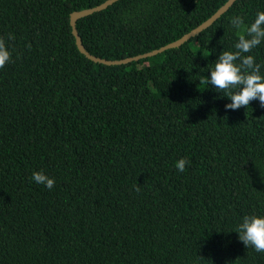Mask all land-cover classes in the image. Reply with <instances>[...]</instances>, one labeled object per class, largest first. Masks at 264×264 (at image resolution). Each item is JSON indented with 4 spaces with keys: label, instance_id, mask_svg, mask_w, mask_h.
Masks as SVG:
<instances>
[{
    "label": "trees",
    "instance_id": "trees-1",
    "mask_svg": "<svg viewBox=\"0 0 264 264\" xmlns=\"http://www.w3.org/2000/svg\"><path fill=\"white\" fill-rule=\"evenodd\" d=\"M103 2L0 0L11 53L0 68V264H264L234 232L264 215V108L226 110L224 93L199 83L235 50L230 18L252 22L264 0H236L180 47L118 66L88 60L70 29L71 13ZM225 2L119 0L77 29L92 55L119 60ZM248 54L264 75V42Z\"/></svg>",
    "mask_w": 264,
    "mask_h": 264
},
{
    "label": "clouds",
    "instance_id": "clouds-1",
    "mask_svg": "<svg viewBox=\"0 0 264 264\" xmlns=\"http://www.w3.org/2000/svg\"><path fill=\"white\" fill-rule=\"evenodd\" d=\"M229 23L236 30L235 50L220 51L214 65L208 70L210 75L202 76L199 83L210 86L217 93H224L222 97L231 101L224 105L226 110L248 108L254 100L264 108V75L261 74V65L256 63L255 57L248 54L264 42V11H258L250 23L246 24L241 16L231 17ZM10 59L11 53L7 50L4 39L0 38V68ZM187 164V159L180 158L175 162V167L183 172ZM31 179L49 190L55 185V180L43 171H34ZM136 190L139 191V187ZM234 232L245 248L251 247L257 253L264 252V215L243 216Z\"/></svg>",
    "mask_w": 264,
    "mask_h": 264
},
{
    "label": "water",
    "instance_id": "water-1",
    "mask_svg": "<svg viewBox=\"0 0 264 264\" xmlns=\"http://www.w3.org/2000/svg\"><path fill=\"white\" fill-rule=\"evenodd\" d=\"M119 0H105V2L101 3L100 5H97L92 8L83 9L79 11H75L71 13L70 15V29L71 32L75 38L76 46L81 54H83L88 60L102 64L105 66H118V65H125L131 62L139 61L141 59H146L149 57L156 56L157 54H160L166 50L178 48L184 43H186L191 38L197 36L200 32L211 26L223 13H225L236 0H226V2L220 6L210 17H208L206 20L201 22L199 25H197L195 28L190 30L189 32L182 35L180 38L167 43L157 49L138 54L136 56L123 58L119 60H107L104 58H100L97 56L92 55L90 52H88L83 45L82 39L80 37V34L77 29V22L83 18H86L90 15H93L95 13H98L100 11L105 10L107 7L111 6L112 4L116 3Z\"/></svg>",
    "mask_w": 264,
    "mask_h": 264
}]
</instances>
